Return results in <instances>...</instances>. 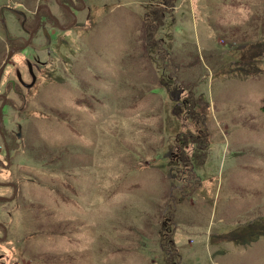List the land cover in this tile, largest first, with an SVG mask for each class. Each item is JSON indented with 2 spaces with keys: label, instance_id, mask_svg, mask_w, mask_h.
<instances>
[{
  "label": "rangeland",
  "instance_id": "1",
  "mask_svg": "<svg viewBox=\"0 0 264 264\" xmlns=\"http://www.w3.org/2000/svg\"><path fill=\"white\" fill-rule=\"evenodd\" d=\"M263 105L264 0H0V264H264Z\"/></svg>",
  "mask_w": 264,
  "mask_h": 264
},
{
  "label": "water",
  "instance_id": "2",
  "mask_svg": "<svg viewBox=\"0 0 264 264\" xmlns=\"http://www.w3.org/2000/svg\"><path fill=\"white\" fill-rule=\"evenodd\" d=\"M68 10L70 11V9H69V8H68ZM70 12H71V11H70ZM35 30H36V28H35ZM35 30H34V31H35ZM32 33H33V32H31L30 36H32ZM29 39H30V38H29ZM26 45H27V43L25 44V46H26ZM10 55H11V54H9V56H8V57H10Z\"/></svg>",
  "mask_w": 264,
  "mask_h": 264
},
{
  "label": "trees",
  "instance_id": "3",
  "mask_svg": "<svg viewBox=\"0 0 264 264\" xmlns=\"http://www.w3.org/2000/svg\"><path fill=\"white\" fill-rule=\"evenodd\" d=\"M262 109H263V111H264V105H263Z\"/></svg>",
  "mask_w": 264,
  "mask_h": 264
}]
</instances>
